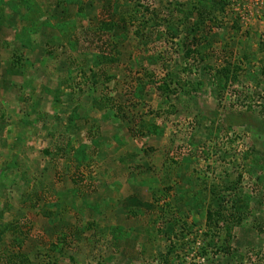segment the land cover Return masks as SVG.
Returning a JSON list of instances; mask_svg holds the SVG:
<instances>
[{
    "label": "rangeland",
    "instance_id": "rangeland-1",
    "mask_svg": "<svg viewBox=\"0 0 264 264\" xmlns=\"http://www.w3.org/2000/svg\"><path fill=\"white\" fill-rule=\"evenodd\" d=\"M0 264H264V0H0Z\"/></svg>",
    "mask_w": 264,
    "mask_h": 264
},
{
    "label": "trees",
    "instance_id": "trees-1",
    "mask_svg": "<svg viewBox=\"0 0 264 264\" xmlns=\"http://www.w3.org/2000/svg\"><path fill=\"white\" fill-rule=\"evenodd\" d=\"M211 218H212V215L209 213V215H208V221L211 220Z\"/></svg>",
    "mask_w": 264,
    "mask_h": 264
}]
</instances>
